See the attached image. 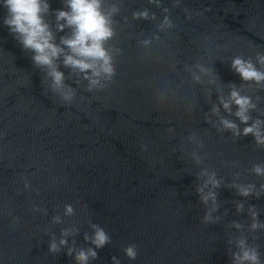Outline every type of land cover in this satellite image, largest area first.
<instances>
[{
  "label": "water",
  "instance_id": "water-1",
  "mask_svg": "<svg viewBox=\"0 0 264 264\" xmlns=\"http://www.w3.org/2000/svg\"><path fill=\"white\" fill-rule=\"evenodd\" d=\"M50 3L53 11L63 7L62 0ZM145 6L146 0H127L126 14L130 18L131 10ZM4 15L0 8V264H73L63 252L48 253L46 230L59 237L62 227L76 224V246L88 247L89 221L112 237L93 264H112V256L121 264H230L226 225L248 219L236 213L234 202L242 198L222 188L220 213L228 216L220 224H204L195 190L198 168L181 145L198 132L205 164L229 182L235 172L255 179L247 170L264 161V151L251 136L233 142L230 133L221 137L205 122L211 105L201 86L183 74V63L203 55L214 65L219 87L239 86L230 58L264 51V0H183L173 11L177 28L150 52L136 46L135 34L150 33L151 24L118 30L115 43L124 54L117 57L113 83L95 93L73 84L78 94L70 106L44 94L43 74L3 25ZM154 78L176 81L171 102L155 100ZM233 162L239 167L233 169ZM25 177L31 191L24 189ZM247 203L258 207L264 221V197ZM64 204H72L76 215L52 225ZM34 207L47 208L48 215L33 212ZM258 235L264 251V234ZM130 244L138 249L134 261L123 251Z\"/></svg>",
  "mask_w": 264,
  "mask_h": 264
},
{
  "label": "clouds",
  "instance_id": "clouds-1",
  "mask_svg": "<svg viewBox=\"0 0 264 264\" xmlns=\"http://www.w3.org/2000/svg\"><path fill=\"white\" fill-rule=\"evenodd\" d=\"M169 2L171 6H166V0H146L150 7L131 10L130 18L126 14L127 0H62V9L54 11L50 0H0V8L5 10L3 25L22 50L31 54L33 66L43 74L44 94L50 92L58 98L61 106H70L77 98V87L95 93L113 83L117 74V57L124 54L123 46L115 43L118 30L139 22L151 24L153 30L150 33L139 31L135 34L136 46L150 52L160 45L163 35L177 28L173 11L181 9L183 0ZM183 11L190 16L188 7H183ZM229 64L242 82L239 86L226 84L227 91L218 86L220 77L214 65L210 67L205 62L203 55L192 63H183V74L193 85L204 90L211 105V110L204 113V120L218 135L223 137L230 133L233 142L251 136L254 146L264 151V107H261L264 104V51H257L254 56L233 55ZM62 69L68 70L67 74ZM152 88L153 96L160 104L171 102L178 92L176 81L170 79L161 82L154 78ZM214 94L215 101L212 99ZM168 131L173 133L175 130L169 128ZM141 147L147 150L146 145ZM181 150L198 168L194 174L197 180L195 190L204 209V224L217 225L228 216L227 211L223 216L220 213L218 197L222 188L234 190L242 198L234 202L236 213L240 216L246 213L248 219L243 222L234 220L226 225L230 264H264V251L258 235L264 234V221L260 219L258 207L247 203L251 197H264V161L252 163L247 170L249 177L255 179L245 180L241 173L235 172L229 182L215 168L205 164L202 155L205 143L198 132L192 131L184 138ZM231 167L238 168L239 164L233 162ZM24 181V189L31 191L32 185L27 182V177ZM63 209V214L52 217V225H64L65 217L76 215L72 204H64ZM32 211L48 215L47 208L34 207ZM89 226L91 232L84 234L88 247L76 246L75 238L80 235L76 224L62 227L59 237L48 228V253L56 256L63 252L73 264H93L99 259V250L112 243V237L99 224L89 221ZM123 251L129 260L137 259L135 244L128 245ZM111 260L112 264H121L117 256H112Z\"/></svg>",
  "mask_w": 264,
  "mask_h": 264
}]
</instances>
